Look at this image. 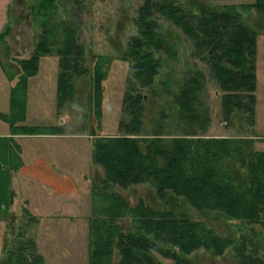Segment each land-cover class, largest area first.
<instances>
[{"label":"trees","instance_id":"16d2710c","mask_svg":"<svg viewBox=\"0 0 264 264\" xmlns=\"http://www.w3.org/2000/svg\"><path fill=\"white\" fill-rule=\"evenodd\" d=\"M82 1L74 0L75 6L80 8ZM59 2L62 0H35L31 4L41 30L33 53L19 61L21 74L12 87L11 112L1 114L14 133L38 134L41 126L60 133L58 126L25 122L28 81L39 73L41 58L53 53L59 56L60 65L58 106L74 99L75 79L89 76L90 104L98 127L102 126L105 64L109 58L100 56L91 70L79 38L78 21L60 16ZM239 5L254 8L264 18V0ZM239 5L195 7L181 0H143L140 5L134 18L137 33L129 38L122 56L131 62L132 76L123 101L126 117L120 120L121 132L98 134L94 140V161L104 176L93 188L101 212L90 219L89 264H196L191 255L199 249L222 255L229 247H233L239 264H264L260 254L264 240L258 239L261 231L255 234L258 238L243 233L236 240L218 234L201 220L155 208L143 199L132 206L120 192L112 190L114 186L127 189L149 183L161 200L168 201L170 194L182 196L200 211L218 210L242 220L247 227L254 223L264 226V150L254 149L255 135L206 136L201 132L210 121L201 98L205 80L202 69L186 71L176 92L167 87L173 95L178 132L166 131L170 114L165 110L153 121L151 130L145 120L146 94L142 90L155 85L164 67V54L172 58L178 55L172 39L161 28V14L181 29L195 45V54L208 62L210 74L223 90L226 119L236 112L255 123L259 32L246 21ZM9 30L8 21L0 32V46ZM15 153L13 150V160ZM129 214L135 221L134 230L125 231L120 220ZM154 251L172 262L159 260ZM3 252V264H45L32 238L11 247L4 244Z\"/></svg>","mask_w":264,"mask_h":264},{"label":"rangeland","instance_id":"374dc122","mask_svg":"<svg viewBox=\"0 0 264 264\" xmlns=\"http://www.w3.org/2000/svg\"><path fill=\"white\" fill-rule=\"evenodd\" d=\"M35 0H0V31L10 22V30L0 48V108L9 105L11 84L15 85L21 74L20 59L28 58L34 51L38 34L41 30L38 21L31 13V4ZM186 5L198 7L208 4L222 7L225 4H242L253 0H181ZM143 0H83L79 7L74 0L59 2V15L78 21L80 41L86 48L88 64L93 66L100 56L109 58L105 64L106 79L104 80V101L101 113V127L90 104L91 83L89 76L78 77L76 95L64 106H58L57 81L60 70L59 56L56 53L41 58L40 71L28 81V122L35 125L58 126L59 132L77 134L69 140L70 148L63 151L76 150L77 158L84 168L80 177L83 191L91 194H13L9 210L5 212V230L3 240L6 246H15L17 242L32 238L38 243L40 252L45 257V264H89V229L90 219L100 214L99 201L93 195L96 183L103 178L101 166L94 161L95 135H116L120 133V120L126 117L123 101L128 88V78L132 76L131 62L122 60L129 38L137 33L134 18ZM248 21L259 32L257 54V89L256 116L252 124L244 114L234 113L226 119L223 112V90L216 79L210 74V67L205 59L195 54L193 42L170 20L158 14L163 31L167 32L177 49V57L163 55L164 67L151 88H144L146 94V126L151 130L154 120L161 112L167 111L166 131L178 132L180 125L174 116L175 105L173 92L179 89L186 71L200 68L205 73L204 88L201 98L207 106L210 121L201 132L206 136H257L254 141L255 150H264V18L254 8L246 9L239 5ZM5 24V25H4ZM2 25V26H1ZM92 73V72H91ZM168 84H164V81ZM168 85V86H167ZM5 97V98H4ZM6 99V100H5ZM8 109V108H7ZM6 109V110H7ZM157 121H155L156 123ZM57 134L51 128L42 127L41 136ZM46 143L50 138L40 137ZM53 141H56L54 138ZM57 144V143H56ZM58 148V149H60ZM69 154V153H68ZM67 160L70 155H65ZM65 157V158H66ZM235 167L239 166L234 164ZM233 169V165L231 166ZM243 172L245 170L243 169ZM91 188V190H90ZM113 191L120 192L130 205H137L143 199L158 209H171L178 215H187L194 220L203 221L218 234L238 239L243 233H260L259 241H263L264 226L254 223L247 227L242 220L228 216L221 211L206 209L200 211L192 206L184 197L170 194L168 201L157 197L155 188L149 184L132 185L129 188L114 186ZM17 195V199L15 197ZM53 199V209H47L51 203L45 198ZM61 195V196H59ZM49 197V196H48ZM17 201V202H16ZM16 202V203H15ZM264 217V213H263ZM120 223L125 231L134 230L132 215H126ZM254 225V228L252 229ZM263 253V254H262ZM159 260L171 263L172 260L154 251ZM262 255L264 252L261 251ZM196 264H239L233 247L224 254L215 255L204 248L191 255ZM120 258L118 248L115 250V261ZM0 264H3L2 262Z\"/></svg>","mask_w":264,"mask_h":264},{"label":"crops","instance_id":"0c3cea01","mask_svg":"<svg viewBox=\"0 0 264 264\" xmlns=\"http://www.w3.org/2000/svg\"><path fill=\"white\" fill-rule=\"evenodd\" d=\"M13 86L11 84L9 105L5 104L8 109L0 108V263L4 257L5 223L3 215L14 202L11 194H61L66 196L91 194L89 190L83 191V186L80 184V176H83L82 169L85 166L83 167L84 164L78 160L76 150L62 152L60 148H70L68 145L70 141L65 139L76 138L77 134L60 132L41 136L40 134L14 133L11 123L2 117L1 114L11 112ZM1 87H4V82H0V92H2ZM1 99L0 97V106L5 103L1 102ZM28 116L27 112L25 122H28ZM40 137L50 138V141L43 143L39 141ZM53 138L56 141H53ZM13 150L16 152L14 160ZM65 155H70V158L67 160ZM101 170L103 171L102 167ZM45 198L51 203L46 208L53 209V199L50 195Z\"/></svg>","mask_w":264,"mask_h":264},{"label":"flooded vegetation","instance_id":"af4514ba","mask_svg":"<svg viewBox=\"0 0 264 264\" xmlns=\"http://www.w3.org/2000/svg\"><path fill=\"white\" fill-rule=\"evenodd\" d=\"M135 26H136V25H135ZM125 50H126V49H125ZM124 52H125V51H124ZM121 58H122V57H121ZM122 60H124V61H130V60H125V59H123V58H122ZM103 176H104V173H103ZM236 240H237V239H236ZM119 259H120V258H119ZM119 259H118V260H119ZM236 259H237V257H236ZM237 262L239 263L238 259H237ZM195 263H196V262H195Z\"/></svg>","mask_w":264,"mask_h":264}]
</instances>
